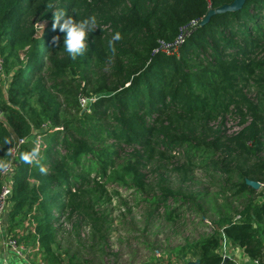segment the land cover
<instances>
[{
	"label": "trees",
	"instance_id": "trees-1",
	"mask_svg": "<svg viewBox=\"0 0 264 264\" xmlns=\"http://www.w3.org/2000/svg\"><path fill=\"white\" fill-rule=\"evenodd\" d=\"M232 1L0 0V188L11 185L10 237L38 243L47 264H90L109 254L112 234L109 215L94 206L131 190L134 200L162 207L149 219L174 223L186 207L209 229L152 264H221L223 237L264 264V0L201 23ZM58 10L96 19L75 60L52 29ZM183 28L181 44L161 51ZM232 113L239 129L226 134ZM176 156L183 181L202 170L204 185L176 191L162 176L148 182V166Z\"/></svg>",
	"mask_w": 264,
	"mask_h": 264
},
{
	"label": "rangeland",
	"instance_id": "rangeland-1",
	"mask_svg": "<svg viewBox=\"0 0 264 264\" xmlns=\"http://www.w3.org/2000/svg\"><path fill=\"white\" fill-rule=\"evenodd\" d=\"M259 57L262 58L263 56L260 55ZM244 93L247 96H252V88L246 86ZM238 123V115L234 113L225 115L223 126L225 133L231 134L238 130ZM261 156L264 157V149ZM182 162L183 159L176 156L168 161L156 162L148 166L144 170L148 182L158 181L162 176L166 179L165 184L176 191H195L199 189L200 184L204 185L203 183L206 181L204 172L195 170L193 174L196 179L193 182H185L180 174L173 170L177 163ZM3 184H6V182ZM131 193V190H121L118 195L117 193L111 194L109 202L94 206V212L97 215H109L112 234L108 240L109 254L102 259L91 256L90 262H92L90 264H152V257H154L153 262L155 258L161 257V255L166 260L165 256H167L166 254L170 249L183 244L185 239H195L209 231L208 226L200 223L199 219L201 217L186 207L178 210L179 215H182V217H179L174 223H167L159 216L151 218L153 220L151 222L148 215H151L156 208L149 203L134 200ZM91 203L89 202V204ZM156 211L159 215H163L161 206ZM73 215L80 214L76 211ZM61 222L64 223L65 228H69V223L65 219ZM21 228L27 229L28 224L24 223ZM221 239L223 240V238ZM62 244L64 246L68 245L66 239H62ZM161 260L163 263V258ZM172 264H179V262L173 260Z\"/></svg>",
	"mask_w": 264,
	"mask_h": 264
},
{
	"label": "clouds",
	"instance_id": "clouds-1",
	"mask_svg": "<svg viewBox=\"0 0 264 264\" xmlns=\"http://www.w3.org/2000/svg\"><path fill=\"white\" fill-rule=\"evenodd\" d=\"M95 17H88L84 19H74L70 15H66L63 10H58L53 13L52 29H59L63 33V49L70 58L75 60L82 56L89 46V34L96 29ZM121 40V34L115 32L108 41L109 50L115 54V43ZM60 38L53 37L52 44L59 45Z\"/></svg>",
	"mask_w": 264,
	"mask_h": 264
},
{
	"label": "crops",
	"instance_id": "crops-1",
	"mask_svg": "<svg viewBox=\"0 0 264 264\" xmlns=\"http://www.w3.org/2000/svg\"><path fill=\"white\" fill-rule=\"evenodd\" d=\"M4 232L0 233V264H40L42 261L47 264V262L43 259L40 254V249L38 243L28 242L25 252L22 255H17L12 249H10L6 245V240L8 237V232L6 230V226L8 224V217L4 218ZM221 251L225 254L229 259H234L238 262V264H255L253 260H251L243 250L231 243L230 241L225 239V245L222 247ZM66 264V262L62 263Z\"/></svg>",
	"mask_w": 264,
	"mask_h": 264
},
{
	"label": "built area",
	"instance_id": "built-area-1",
	"mask_svg": "<svg viewBox=\"0 0 264 264\" xmlns=\"http://www.w3.org/2000/svg\"><path fill=\"white\" fill-rule=\"evenodd\" d=\"M185 33H186V30H185V28H183V33L180 34L177 37V39L171 45L163 44V45H161L160 50L165 52V53H170L172 48H176L181 44L182 39H183V34H185ZM1 68H2V59L0 58V71H1ZM79 100H80L81 106L83 108H85V106L87 105V99L84 97H80ZM15 152H16V149H13L12 154L14 155ZM7 171H8V168H6L2 173L5 174V173H7ZM10 188H11V185L9 184V182H6V184H3L0 188V233L4 232V230H5V226H4L3 221H4L5 216H7L8 209L10 207V201H9ZM6 245L10 249H12L17 255H22L26 250V247L23 243H21V242L17 241L16 239L10 237L9 235L7 237V240H6ZM221 245H222V247L225 245V238L224 237H223ZM222 256L225 257V254L222 253ZM254 263L260 264L257 261H254ZM40 264H45V262L42 261V263H40ZM158 264H164V263H158Z\"/></svg>",
	"mask_w": 264,
	"mask_h": 264
},
{
	"label": "water",
	"instance_id": "water-1",
	"mask_svg": "<svg viewBox=\"0 0 264 264\" xmlns=\"http://www.w3.org/2000/svg\"><path fill=\"white\" fill-rule=\"evenodd\" d=\"M243 2H244V0H233L228 5H223V6L217 8L215 10H209V12L204 17V19L201 21V23H205L206 21H208L209 17L212 14L220 13V12H224V11H234V10L238 9L242 5ZM246 184L253 187L254 189H258L260 187L259 182L255 181V180H251V179H247ZM228 259L229 258L227 256L223 257V261L221 262V264H226V261ZM188 264H204V263H201V261L199 259H195V260L189 261Z\"/></svg>",
	"mask_w": 264,
	"mask_h": 264
}]
</instances>
